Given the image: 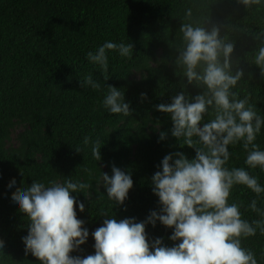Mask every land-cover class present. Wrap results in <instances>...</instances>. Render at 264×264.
<instances>
[{"label": "trees", "instance_id": "trees-1", "mask_svg": "<svg viewBox=\"0 0 264 264\" xmlns=\"http://www.w3.org/2000/svg\"><path fill=\"white\" fill-rule=\"evenodd\" d=\"M189 6L195 18L209 14L211 23L225 26L222 35L228 25L251 33L264 28V8L247 12L236 0L213 5L210 0H0V242L5 251L0 264H38L30 253L25 255L22 238L28 221L12 202L14 194L30 187L33 179L73 177L93 184L90 202L83 193L70 194L84 203L85 210H77V218L89 230L86 243L72 256L94 254L91 233L108 218L100 216V211H110L117 220L135 217L136 222L151 211L159 212L151 177L160 161L174 152L190 160L195 157L193 148L181 146L171 136L169 115L156 110L181 91L189 98L201 91L187 84L173 63L174 48L180 44L179 27ZM251 33H229L235 40L232 59L239 61L235 67L245 73L233 90L241 98L249 95L250 103L264 115V76L248 63L258 43ZM107 40L130 43L133 56L125 59L111 53L109 79L104 80L85 54ZM87 74L101 82V90L80 87V78ZM103 85L124 90L130 103L128 117L109 115L101 108ZM161 131L167 134L163 141ZM84 136L102 142L97 163L91 157V145L82 144ZM256 143L264 149V129ZM78 146L82 151L76 150ZM230 151L228 166L244 167L242 147H230ZM113 165L131 174L133 187L124 204L110 210V202L101 194L104 189L96 191L89 173L97 177L101 170L111 175ZM85 167L89 173L82 171ZM250 171L264 184V172ZM13 181L15 188L10 189ZM253 197L243 186L235 187L230 197L243 203L241 212L248 220L258 218L246 210ZM145 231L150 240L163 238L164 245L173 246L168 239L172 229L158 221L155 227L146 225ZM244 246L259 257L264 236L248 238Z\"/></svg>", "mask_w": 264, "mask_h": 264}, {"label": "clouds", "instance_id": "clouds-1", "mask_svg": "<svg viewBox=\"0 0 264 264\" xmlns=\"http://www.w3.org/2000/svg\"><path fill=\"white\" fill-rule=\"evenodd\" d=\"M191 3L192 0H189ZM219 0H210L216 4ZM247 12H259L264 0H236ZM211 23L209 14L195 18L193 7H186L179 27L180 44L175 47L173 61L187 84L195 85L200 93L189 98L181 91L168 104H159L156 110L169 115L172 121L171 136L181 146L195 150V157L188 159L182 152L163 157L151 177L152 193L158 198L159 212L151 211L145 220L135 217L117 220L108 211L100 216L108 217L102 226L91 233L95 243L94 254L84 258L70 253L80 251L89 237L84 221L77 218V210L84 212L85 205L71 193H83L91 201L93 184L79 178L33 179L30 187L17 191L12 197L14 206L25 215L28 232L22 238L25 255L35 257L38 264H261L264 251L257 253L244 246V241L257 234L264 236V184L250 170L264 172V149L256 143L264 129V115L250 103V96L242 98L235 89L244 79V71L235 67L239 61L232 59L237 36L251 30L236 25ZM257 41L249 64L260 69L264 76V28L251 33ZM131 59L133 47L124 41H105L94 51L85 54L104 80L109 79V56ZM235 67V71L233 70ZM81 88L101 90L100 81L87 74L80 78ZM101 108L109 115L128 117L130 103L125 101L124 90L104 86ZM146 94L141 93V99ZM207 116V122H204ZM159 132V140L166 138ZM84 146L91 145L92 159L101 160L102 142L84 136ZM240 145L246 153L244 167H229L233 153L230 147ZM82 151L81 147H76ZM100 170V168H98ZM83 172L89 173L85 167ZM96 191L106 195L113 206L123 205L133 187L130 173L116 166L111 175L99 171ZM237 186L250 190L254 197L247 205L257 219H245L242 202L231 201ZM15 188V181L10 184ZM74 204L76 208L74 209ZM157 221L172 229L168 239L173 246H166L163 238L150 240L146 225L156 226ZM5 255L0 242V256Z\"/></svg>", "mask_w": 264, "mask_h": 264}]
</instances>
